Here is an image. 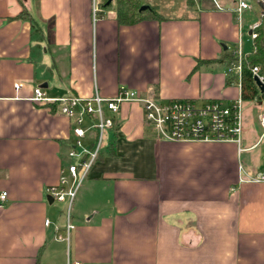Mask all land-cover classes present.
Wrapping results in <instances>:
<instances>
[{
	"label": "crops",
	"instance_id": "crops-1",
	"mask_svg": "<svg viewBox=\"0 0 264 264\" xmlns=\"http://www.w3.org/2000/svg\"><path fill=\"white\" fill-rule=\"evenodd\" d=\"M222 2L171 0L166 9L178 13L170 16L142 3L160 18L119 25L116 10L107 12L113 3L94 22L91 0H0V194H8L0 203V264H67V244L56 240L67 219L47 190L68 174L74 123L58 103L34 102V89L48 100L96 91L111 99L126 87L229 104L238 84L226 85L224 64L204 63L244 38L237 4ZM24 8L35 25L20 17ZM257 101V116L245 113L240 146L161 140L140 104L107 110L114 126L69 218L71 260L264 264V182L252 180L264 174V100Z\"/></svg>",
	"mask_w": 264,
	"mask_h": 264
},
{
	"label": "built area",
	"instance_id": "built-area-1",
	"mask_svg": "<svg viewBox=\"0 0 264 264\" xmlns=\"http://www.w3.org/2000/svg\"><path fill=\"white\" fill-rule=\"evenodd\" d=\"M109 0H91L93 21L99 20L105 13ZM259 1V0H258ZM261 1V0H260ZM259 1V2H260ZM116 2L113 0L112 3ZM111 3V4H112ZM261 3V2H260ZM262 4V3H261ZM263 8L264 5L262 4ZM251 9L248 0H238L236 14L238 23L242 26L243 13ZM264 15V12L263 14ZM260 21L255 22L250 28V38L253 41L257 37L255 32ZM237 56V63L227 67V75L237 78L240 95L231 103L226 104L220 100H210L198 103L187 99H170L152 92H142L136 89L121 87L114 98L105 99L96 91L90 98L79 96L63 97L58 100H48L42 88L34 89L33 101L36 103L55 102L59 104L61 114L74 123V144L71 146L68 156L73 161L68 165V175L72 179L69 189V178L63 176L59 186L48 188V194L56 202H68L71 208L75 191L87 177L89 170L98 159L99 152L103 148L106 131L114 126V118L108 116L106 111L117 114L123 103H137L143 108L145 119L158 134L161 140L169 142H196V143H235L241 145L245 129V102L242 99L243 62L249 55L244 51L242 38L237 43L233 52ZM252 74L264 83V75L260 73L259 66L252 68ZM19 89V84L16 85ZM264 137V111L259 116ZM95 130L93 147L86 148L85 144L90 139V131ZM88 154L87 160H83ZM255 182H264V174L252 178ZM7 192L0 194V203L7 199ZM49 224V220H46ZM75 226L68 217L65 234L58 233L56 240L67 244V264H78L71 260L70 242Z\"/></svg>",
	"mask_w": 264,
	"mask_h": 264
},
{
	"label": "trees",
	"instance_id": "trees-1",
	"mask_svg": "<svg viewBox=\"0 0 264 264\" xmlns=\"http://www.w3.org/2000/svg\"><path fill=\"white\" fill-rule=\"evenodd\" d=\"M108 7L107 5H105ZM142 0H116V21L119 25H135L145 20L158 19L160 15L156 12L155 8H149L142 10ZM20 17L25 20L35 22L31 18L30 13L26 8L20 14ZM260 24L256 28L255 32L257 37L254 39V51L249 54L243 62V76H242V99L244 102L250 100H264V92L262 93L259 86L255 82L252 74V68L259 66L260 73L264 75V15L260 17ZM206 64L221 63L225 66H231L237 63V56L229 50H225L219 59L205 61ZM237 83V78L233 75H229L226 78V85L231 86ZM56 107L57 104H53ZM101 155L99 152L98 157ZM89 157L86 154L83 160H87Z\"/></svg>",
	"mask_w": 264,
	"mask_h": 264
},
{
	"label": "rangeland",
	"instance_id": "rangeland-1",
	"mask_svg": "<svg viewBox=\"0 0 264 264\" xmlns=\"http://www.w3.org/2000/svg\"><path fill=\"white\" fill-rule=\"evenodd\" d=\"M171 1V0H142V3H151V4H156V5H161L158 9V12L160 14H164V15H175L177 12V10H174L172 8L170 9H166V5L167 3ZM180 0H172L173 3L175 4H179ZM260 1V0H259ZM258 0H248L249 4L251 5V9L246 10L243 13V20L245 22V26L243 27V42H244V51L247 54H251L253 52V41L250 38V35L248 33L249 31V24H254L255 22H257L262 14V10H261V6H260V2L264 5V0H261L259 2ZM238 2V0H224V2H222L223 6L231 8L234 5H236ZM116 10V2H114L112 5H110V7L107 8V12H114ZM260 105L258 104L257 100H250L245 102V113H246V118H248V116L253 115L254 117L257 116L259 109H260ZM110 132L106 131L105 134V140L103 142V147L106 146L107 140L106 138L109 136ZM259 152L261 153V159L262 161H264V142L262 143V145L259 148ZM67 178H69V175H66ZM70 181H72V179L69 178ZM84 188L83 185V181L82 183L78 186V188L75 191V196L77 194V197L74 201L72 202L71 208L69 207V203L65 202V203H59V202H55L53 204L54 208H57V212L59 215V218H63L68 219L69 218H73L76 214V205H77V201L79 198V195L81 194L82 190Z\"/></svg>",
	"mask_w": 264,
	"mask_h": 264
},
{
	"label": "water",
	"instance_id": "water-1",
	"mask_svg": "<svg viewBox=\"0 0 264 264\" xmlns=\"http://www.w3.org/2000/svg\"><path fill=\"white\" fill-rule=\"evenodd\" d=\"M112 2H113V0H109V1L107 2L106 5L109 6ZM141 9H142V10H145V9H147V7L142 6ZM225 49H227V47H225ZM254 79H255V82L257 83V85L259 86L261 92L263 93V92H264V83L261 82L260 79H259L258 77H255ZM48 202H49L50 204H52V203L54 202V199H53L52 196H49V197H48Z\"/></svg>",
	"mask_w": 264,
	"mask_h": 264
}]
</instances>
